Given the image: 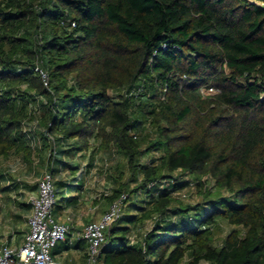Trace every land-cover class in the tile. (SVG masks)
I'll return each mask as SVG.
<instances>
[{"label":"trees","instance_id":"1","mask_svg":"<svg viewBox=\"0 0 264 264\" xmlns=\"http://www.w3.org/2000/svg\"><path fill=\"white\" fill-rule=\"evenodd\" d=\"M47 150L53 213L125 158L104 264H264V0H0V160Z\"/></svg>","mask_w":264,"mask_h":264},{"label":"crops","instance_id":"2","mask_svg":"<svg viewBox=\"0 0 264 264\" xmlns=\"http://www.w3.org/2000/svg\"><path fill=\"white\" fill-rule=\"evenodd\" d=\"M12 158L6 161L0 160V244L19 247L23 244L25 234L29 229L28 218L31 214V206L27 203L28 199L26 200L28 205H25L27 198L23 194V192H27L25 190L27 187L25 186L26 181L24 182L25 178L19 175V170L12 172L9 167ZM6 173H11L10 175L14 179H18L19 182L13 184L12 177L9 175L10 179H8ZM89 175L88 172H81L79 175V181L76 184H80L82 187L77 202L54 212L59 222L70 227V233L66 239L58 242L52 250L54 261L57 264H86L89 243L83 238V229L89 222L100 220L109 209L108 205H104L103 199L99 203L95 202V199L100 200L102 195L99 194L95 198L92 196L95 188L91 181L93 177ZM27 193L30 196L37 195L38 187L36 190ZM70 195L68 193L67 197ZM98 207L99 211L96 213L89 212Z\"/></svg>","mask_w":264,"mask_h":264},{"label":"built area","instance_id":"3","mask_svg":"<svg viewBox=\"0 0 264 264\" xmlns=\"http://www.w3.org/2000/svg\"><path fill=\"white\" fill-rule=\"evenodd\" d=\"M75 25V23H73ZM44 85L50 88V79L44 69H39ZM218 90L202 88L204 95L215 94ZM12 172L17 169L12 168ZM127 194L114 200L100 220L86 224L83 229V238L89 243V253L86 264H104L100 261L101 248L106 243V232L110 225L122 214L124 200ZM56 197L54 195V178L52 172L46 169L38 182L37 195H31L28 203L31 214L28 218L29 229L25 240L19 247L0 244V264H57L54 261L52 250L58 242L66 239L70 233L67 224L59 222L54 213Z\"/></svg>","mask_w":264,"mask_h":264},{"label":"rangeland","instance_id":"4","mask_svg":"<svg viewBox=\"0 0 264 264\" xmlns=\"http://www.w3.org/2000/svg\"><path fill=\"white\" fill-rule=\"evenodd\" d=\"M40 143L42 144L41 141ZM40 152H43L42 155H36L31 164L23 160H19L17 157H13L9 163L11 167L20 171V176L25 178L24 182L26 181L25 186H27L25 190L27 192H32L37 189L39 179L43 172L47 169L48 150L46 151V153L44 151ZM154 155L160 156L161 152L154 153ZM94 159L95 160L93 161V165L90 167L88 173H90L89 176L92 175L93 177L91 181L94 184L95 191L92 196L95 198L99 194L103 195L105 193H111L118 188V180L121 179V172L125 170L126 160L122 155H120L116 151H113L109 154L106 152H99L98 154H95ZM147 159L149 158L146 157V160ZM85 162L86 164L88 163V157H86ZM27 192H23V194L27 196V198L25 199L26 206L28 205V202L26 203V200L30 196ZM179 194L183 196L187 194L186 199H189L190 202H196L200 198L195 185L189 186L187 189L181 190ZM104 203V205H108L106 201ZM131 207L128 204L126 210H132ZM97 211H99V207L89 212L96 213ZM151 225L152 223L149 222L147 227H150ZM222 228L223 235H227L233 229L232 226L226 223L223 224Z\"/></svg>","mask_w":264,"mask_h":264}]
</instances>
